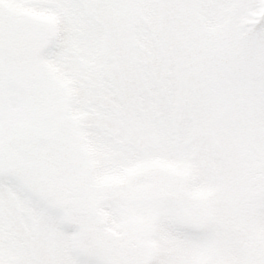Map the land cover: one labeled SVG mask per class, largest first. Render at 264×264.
<instances>
[{"label": "snow or ice", "instance_id": "obj_1", "mask_svg": "<svg viewBox=\"0 0 264 264\" xmlns=\"http://www.w3.org/2000/svg\"><path fill=\"white\" fill-rule=\"evenodd\" d=\"M0 264H264V0H0Z\"/></svg>", "mask_w": 264, "mask_h": 264}]
</instances>
